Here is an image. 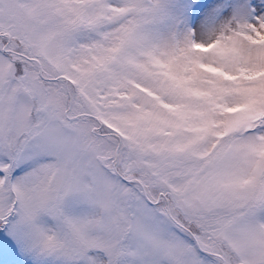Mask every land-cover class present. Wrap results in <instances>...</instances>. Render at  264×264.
Listing matches in <instances>:
<instances>
[{
  "label": "snow or ice",
  "instance_id": "obj_1",
  "mask_svg": "<svg viewBox=\"0 0 264 264\" xmlns=\"http://www.w3.org/2000/svg\"><path fill=\"white\" fill-rule=\"evenodd\" d=\"M0 264H264V0H0Z\"/></svg>",
  "mask_w": 264,
  "mask_h": 264
}]
</instances>
